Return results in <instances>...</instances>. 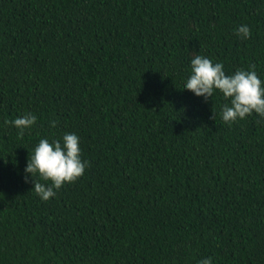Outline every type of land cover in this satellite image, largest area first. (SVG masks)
<instances>
[{"label": "trees", "instance_id": "16d2710c", "mask_svg": "<svg viewBox=\"0 0 264 264\" xmlns=\"http://www.w3.org/2000/svg\"><path fill=\"white\" fill-rule=\"evenodd\" d=\"M196 54L264 80V0H0V264H264V119L183 89ZM66 131L88 166L41 200Z\"/></svg>", "mask_w": 264, "mask_h": 264}, {"label": "clouds", "instance_id": "9594fccd", "mask_svg": "<svg viewBox=\"0 0 264 264\" xmlns=\"http://www.w3.org/2000/svg\"><path fill=\"white\" fill-rule=\"evenodd\" d=\"M234 32L243 39L251 34L247 24L237 26ZM183 89L205 100L218 90L226 101L220 106L221 119L225 122L243 119L253 112L264 119V80L254 65L226 73L222 61H213L207 55L196 54L190 59ZM36 121L35 114L26 112L11 121L5 120V123L15 126L22 135ZM49 123L52 127L56 125L55 120ZM88 163L82 156L80 137L76 132L66 131L60 138L43 136L28 156L24 168L25 180L31 179L34 192L41 200H48L65 182L74 181L83 175ZM197 264H213L212 257H204Z\"/></svg>", "mask_w": 264, "mask_h": 264}]
</instances>
